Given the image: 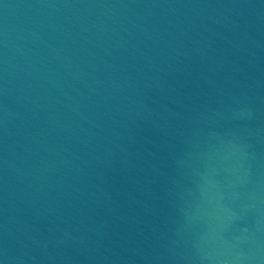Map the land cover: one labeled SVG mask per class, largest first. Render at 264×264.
<instances>
[{"label":"water","instance_id":"water-1","mask_svg":"<svg viewBox=\"0 0 264 264\" xmlns=\"http://www.w3.org/2000/svg\"><path fill=\"white\" fill-rule=\"evenodd\" d=\"M0 264H264V0H0Z\"/></svg>","mask_w":264,"mask_h":264}]
</instances>
